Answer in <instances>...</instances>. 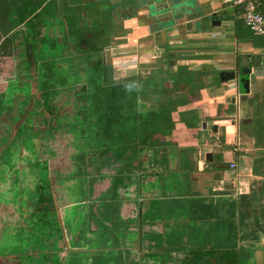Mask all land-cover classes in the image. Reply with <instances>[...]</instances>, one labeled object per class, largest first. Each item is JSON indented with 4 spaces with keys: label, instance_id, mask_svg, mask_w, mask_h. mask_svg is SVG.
<instances>
[{
    "label": "crops",
    "instance_id": "crops-1",
    "mask_svg": "<svg viewBox=\"0 0 264 264\" xmlns=\"http://www.w3.org/2000/svg\"><path fill=\"white\" fill-rule=\"evenodd\" d=\"M21 2L26 3L28 16L43 17L42 9H37L40 0H12L13 9L5 17L20 16ZM139 2L43 0L48 19H37L35 29L47 26L46 31L53 33L55 18L65 22L72 18L73 24L66 22L68 30L105 35L99 46H108L113 56L128 50L131 65H137L134 69L143 77L146 110L166 102L154 98L168 96V91L163 94L166 88L174 89L170 99L182 98L181 116H173L180 146H165L170 151L166 190L154 187L160 183L156 174L140 172L148 244L170 247V264L224 263L220 247L234 248L233 260L239 264H264V39L253 31H238L240 8L225 0H191L194 11L202 15L190 17V30L183 18L166 29L164 19L149 16L146 0ZM104 9L105 24L97 22ZM82 16L91 25L83 30ZM59 19L61 36L65 27ZM243 69H251L245 74L250 92L240 89L235 79L222 81V72L236 70L242 76ZM193 112L198 117L189 127L190 120L182 118ZM204 122L208 136L202 135ZM209 152L212 156H207ZM151 230L157 232L155 239Z\"/></svg>",
    "mask_w": 264,
    "mask_h": 264
},
{
    "label": "flooded vegetation",
    "instance_id": "flooded-vegetation-1",
    "mask_svg": "<svg viewBox=\"0 0 264 264\" xmlns=\"http://www.w3.org/2000/svg\"><path fill=\"white\" fill-rule=\"evenodd\" d=\"M20 6L21 12L26 3L21 2ZM42 7L40 0L37 9ZM104 12L105 9L98 12L97 22ZM37 14L28 16L24 10L20 16L1 15L7 25L0 31V243L13 246L30 242L26 255L23 251L13 253L8 258L12 262L0 258V264H18L20 257L23 262L20 264L28 262L26 257H31L32 262L38 258L42 264H170L173 253L170 247L157 246L155 255L148 249L147 222L143 215L146 206L140 185L137 187L132 180L127 186L122 185L126 201L103 207L102 200L92 203L84 200L87 197L83 194L76 195L78 186L69 184L63 173L64 168L78 169V163L84 165L83 162L87 166H114L111 158L106 161L113 153H99L105 143L99 141L97 133L103 132L104 127L100 126L96 111L107 97L98 88L99 83L123 82L126 87L123 99L129 107L131 83L136 81L140 86L143 79L137 75L140 70L134 71L137 65H131L128 52H116L113 56L108 46H99L105 35L97 31H83L81 34L85 36L80 34L78 38L74 34L78 30L64 31L59 36V18H55L53 33L46 31L47 26L35 29V21L39 18L43 21L41 13ZM18 27L20 30H14ZM69 34L70 39H77L88 52H83L79 59L67 60L50 54L59 43L65 44ZM86 39L95 42L94 49ZM89 56L97 59L90 63ZM100 74L113 77V81L103 78L99 81ZM145 100L146 96H139V111L145 109ZM129 114L126 112L127 125ZM123 136L125 146H131V136L125 132ZM78 149L89 151L78 155ZM111 172L114 176L113 169ZM90 187L91 184V194ZM84 205H89L87 213L101 212L106 222L110 225L119 222L120 228L116 233L110 227L106 229L111 233L107 234L106 230L100 233L99 226L87 217ZM17 234L20 238L14 241ZM156 234L151 230L152 238ZM116 242L118 246L114 247Z\"/></svg>",
    "mask_w": 264,
    "mask_h": 264
},
{
    "label": "rangeland",
    "instance_id": "rangeland-1",
    "mask_svg": "<svg viewBox=\"0 0 264 264\" xmlns=\"http://www.w3.org/2000/svg\"><path fill=\"white\" fill-rule=\"evenodd\" d=\"M82 5H84V2H83ZM84 8H87L86 5L84 6ZM46 9L47 8H45L44 5H43V7H42L43 17L42 18H43L44 21H46L48 19V18L45 17L46 16ZM93 12H95V10L94 11L92 10L90 12L92 14V16H93ZM84 17L85 16H82V20H84ZM59 20L60 21L62 20L61 24H63L64 27H65V33H71V31H68V29L66 27V22L68 21L69 22L68 24H73V22H71L72 18H66V20H67L66 22L63 19H59ZM7 21L9 22V20H7ZM86 23H87V21L84 20L83 26H84L85 29H87V24ZM90 26H88V27H90ZM14 30L18 31V30H20V28L18 27V28H15ZM74 34L78 38L81 33L78 32V33H74ZM81 35L85 36V34H81ZM87 35H90V33L87 34ZM70 38H71V35L69 34V36L65 39V44H63V45H66V46L63 47V45L59 43L56 48H53L52 51H49L50 54L61 55L60 57L62 59L67 60L69 58L72 59L74 57L79 59V56L82 55L83 52H85V53L88 52V51L85 50L86 48L82 49V47H80L81 45H79L77 43V39H75V38L70 39ZM86 42L90 43V48H93V49L95 48V42L92 39H86ZM48 50H49V48H48ZM64 55H66V56H64ZM0 72H2V71H0ZM76 79H77V76H74V80H76ZM168 81H169L168 83H170L171 80L168 79ZM46 82H48V81H46ZM173 92H174L173 88L172 89L168 88V94H167L168 96L155 95L154 98L157 99V100L163 99L164 102L166 101L165 105H163L165 113L166 112H171L172 113V118H173V116L179 118L181 116L179 107L181 106L183 101H180V100H182V98L179 97V96H173V98L170 99L169 97H170V95H172ZM157 93H160V92H157ZM96 112H98V113H96V117H97V119H99L100 118V114L99 113H104L105 111H104L103 108L98 107ZM159 115H160V113H159ZM191 115H192V117H190V115H188V113L186 114L185 122L189 121V120L192 121V122L196 121L198 116L196 114H194V112ZM195 125H196L195 128L200 127L199 124L198 125L195 124ZM189 127H191V126H189ZM145 131H147V130H145ZM145 131H143V132H145ZM173 132H175L173 127H170V126L163 127L162 128V133L158 132L157 135H156V139L159 140V143H160V145H158L157 143L155 144L156 146L159 147L158 151L155 152L154 149L153 150H148V151L143 152V154L141 156V158L143 160H146L147 157L150 156L149 160H152V162L150 163V162H146L145 161V167H147L149 169L150 173L152 172V169L156 170L157 172L159 171L158 175H153V176L160 180L159 184L154 183L155 184L154 185L155 188H156V185L159 186L158 190L160 192H163V191L166 190V184H168V182H169L168 179L170 178L168 176V174H167L170 171V167H169V164H168V161H169L168 160L169 159L168 155H170V151H169V148H165V146L166 145L167 146L168 145H173V146H177L178 145V146H180L181 137H180V135L179 136H175L176 133H173ZM204 132H205V130L202 132V135H205ZM146 137H147V132H146ZM125 148H126V146H125ZM88 151L89 150H84V149H78L77 150V152L80 153L78 155H81V154L84 155L85 153L87 154ZM122 156L124 158L126 157V159L124 161V165L129 166L130 169L133 170L132 169L133 166L136 164V162H138L135 159V156H137V152L136 151H132V155H131L130 159L133 160V163H129V160H127L128 157L124 156V152H123ZM145 157H146V159H144ZM138 158L140 159V156ZM83 164L84 165H81V164L78 163V165H79L78 169L75 168V167H69V168H64V170H63V173L66 175V179L65 180L69 184L72 183V184L78 186V190L79 191L78 192L75 191L76 195L77 194H80V195L83 194L84 196L87 197V198L84 197V200L92 201V203H95V202H97L99 200H102L101 201V204H102L101 206H103V207H106L107 203H111L112 204L114 202H117L118 205H121V204H123V201H126V197L123 196V194H125L126 192L122 188V184H120V185H118V187H116L114 183H121V182L129 181V176H128L129 173H127V175L121 174L118 177H115V176H112V172H111V170L113 169V173H115V174L117 173L116 171H117V168L119 166V162L114 161V166L111 167V168L103 166V165L100 166V164L94 165V166H87L85 162H83ZM151 164L154 165V166H157L159 169L158 170L155 169L153 166H151ZM97 173H99L100 176L95 177L94 175L97 174ZM108 182L110 184L109 185L110 188L108 186ZM90 184H91V187H90L91 188V194H90V190H89ZM70 196H72V194H70ZM88 206L89 205H87V206L84 205L83 206L84 209L86 210V214H88L87 217L91 218L92 221L94 223H96L97 226H99L98 229H99L100 233H104L105 230H106L107 234L111 233V230H112L113 233L117 232V230L120 228L119 225H118L119 222L115 223L113 225H110L109 222H106L107 218L102 215L103 213H101V212H98V213L95 212L94 214L87 213V208H89ZM81 208H82V206H81ZM107 213H108V211H107ZM83 214L85 216L84 218H86V214L84 212H83ZM88 222H89V220H88ZM128 223H129V221H128ZM108 227H110L111 230L106 229ZM22 230H24V229L22 228ZM19 238H20V235L17 234V236H14V239H15L14 241L18 240ZM130 238L131 239L133 238V233L130 234ZM21 241L24 242V240H22V239H21ZM10 242H11V238L9 239V243ZM27 242H30V240H27ZM27 242L26 243H19V245H13V246L8 245V243H6V242L0 243V258H4L3 261L9 263L10 261L12 262V260H10L8 258L11 257L13 253H17V252L23 251L25 253V255H26V251L28 250V243ZM22 244H23V246H22ZM24 258H25V256H24ZM21 259L22 258L20 257L19 258L20 262H18V264L23 263ZM30 259H31V257H26V260L28 261L26 264H42V262H40L38 260V258L35 259L36 262H32L34 260H30ZM62 263H64V262H61V264ZM10 264H17V263H10Z\"/></svg>",
    "mask_w": 264,
    "mask_h": 264
},
{
    "label": "trees",
    "instance_id": "trees-1",
    "mask_svg": "<svg viewBox=\"0 0 264 264\" xmlns=\"http://www.w3.org/2000/svg\"><path fill=\"white\" fill-rule=\"evenodd\" d=\"M12 6H13L12 0H0V31L4 29L5 25H7V22H4L5 19L1 15H5L6 13L10 12V10L13 9ZM26 7H24V9L21 12H24ZM263 10H264V7H263ZM21 12H20V15H22ZM244 24L245 23L242 18L238 20L237 22L238 31L240 30V31L245 32L247 30L249 31V33H252V30L248 29ZM96 59L97 57L95 56L88 57L89 62L95 61ZM88 73L91 74L92 72L88 71ZM105 74H100L99 75L100 77L98 78V80L101 81V78H103V79H109L108 82L113 81L112 79L113 77L104 76ZM132 79L135 80V77H132ZM99 84L100 86L98 88L100 90H104L102 94L107 96L103 105L98 106V107L103 108L105 111L104 113H99L100 118L98 119L100 122V126L104 127V129H103V132L99 130V132L97 133V137L99 138L100 142L105 143V145L101 147L102 149L100 148L101 150H99V153L106 154V155L113 153V155L108 157L106 161H108L111 158L113 162L114 161L119 162V166L117 168L118 173L114 174L115 177H118L121 174L127 175V173H129L128 175L129 181H125L121 183H114L116 187H118V185L120 184L127 186L128 184L131 183V180L134 181L137 186H139L141 171L143 173L147 172L146 174L152 173V174L158 175L159 173V171L157 172L154 169H152V172L150 173L149 169L145 167V161L151 163L152 160H149L150 156H148L146 160H143L141 158L143 152L148 151V150H153V149L155 152H157L159 149V147L155 145L157 141L159 143V140L156 139L157 133L158 132L162 133V128L165 126H170L174 128L175 120L172 118L171 112L165 113L163 105H165L166 102L161 104L158 107H150L147 110L145 109L143 111H139V104H140L139 96L140 95L146 96L147 92H145V90L142 89L141 86H138L136 81L131 83L130 95H131L132 101L129 107L125 105V101L123 99V95H125V88H126L123 82L121 81L119 82L115 80L114 82L109 83V84H103V83H99ZM167 91H168L167 88L164 89L163 94H167ZM160 100L164 102L163 99H160ZM129 111H130V114H129ZM126 112L130 116L129 125L126 124V120H127ZM182 119L185 120V118H182ZM138 121H140V125ZM188 124L191 127L194 126V123H192L191 121L188 122ZM124 132L127 133L128 136H131V139H132L130 141L132 142L131 143L132 145L131 146L128 145L126 148H124L125 140H126L123 136ZM146 132H147V137H146ZM158 145H160V143ZM115 146H118V148H116ZM119 148H122V149H119ZM132 151L137 152V156H135V159L138 161L133 166L132 168L133 170H131L129 166L124 165V161L126 157L124 158L122 156L124 152V156L127 155V157L129 158V159L127 158V160H129V163H133V160L130 159L132 155ZM139 156H140V159L138 158ZM104 163L109 164L110 162H104ZM153 167L157 170L159 169L157 166L153 165ZM114 210H116V207H114ZM148 249L151 251L150 252L151 254L155 255L157 253L156 249L158 248L157 246H150L148 247ZM220 249H222V251L221 250L220 251L221 253H223V257L226 259L224 263H220V264H239V261H236L238 259H236L235 261L233 260V258L235 257V252H236L234 248L220 247ZM212 251H214L213 252L214 254L217 253V249H213Z\"/></svg>",
    "mask_w": 264,
    "mask_h": 264
},
{
    "label": "water",
    "instance_id": "water-1",
    "mask_svg": "<svg viewBox=\"0 0 264 264\" xmlns=\"http://www.w3.org/2000/svg\"><path fill=\"white\" fill-rule=\"evenodd\" d=\"M127 2H135L138 5L140 4L139 1L143 0H124ZM191 0H146V5L148 7V14L151 17L158 18L166 22V29L176 27L178 23L181 21V19H188L186 21L187 29L190 28V24L193 23L192 20H190V17L197 13L198 17H200L202 14L200 12H195L192 4L190 3ZM160 14V15H159ZM159 15V16H158ZM163 22V23H164ZM181 23V22H180ZM160 48H165V45H161ZM128 50L122 49L121 52H127ZM137 71V69H134V71ZM243 74L240 76L239 72L236 70L232 71H224L221 73L222 81H229L235 79L239 83L240 89H242L245 92H250V86L248 82L246 73H250L251 69H243L241 71ZM223 73H226V76H224ZM238 96L235 95L233 99V103L237 102ZM157 104H153L152 106H156ZM235 117L237 116V111L234 113ZM240 115V118L244 116V110L238 111V116ZM237 116V117H238ZM245 123V121L243 120ZM208 124L206 122L203 123V129L205 130V135L208 136ZM215 130L218 129V123L214 126ZM212 156V154L209 152L207 156Z\"/></svg>",
    "mask_w": 264,
    "mask_h": 264
},
{
    "label": "built area",
    "instance_id": "built-area-1",
    "mask_svg": "<svg viewBox=\"0 0 264 264\" xmlns=\"http://www.w3.org/2000/svg\"><path fill=\"white\" fill-rule=\"evenodd\" d=\"M238 6L245 25L264 39V0H225ZM232 163V166H235Z\"/></svg>",
    "mask_w": 264,
    "mask_h": 264
}]
</instances>
